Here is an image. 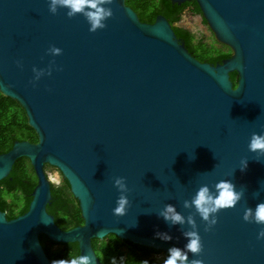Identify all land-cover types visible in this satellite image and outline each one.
I'll use <instances>...</instances> for the list:
<instances>
[{
	"label": "water",
	"instance_id": "1",
	"mask_svg": "<svg viewBox=\"0 0 264 264\" xmlns=\"http://www.w3.org/2000/svg\"><path fill=\"white\" fill-rule=\"evenodd\" d=\"M194 1L231 48L216 64L195 57L164 15L142 21L126 0L106 3L112 14L95 31L80 13L49 11V0H0V91L25 109L38 136L0 153V180L21 157L37 176L26 212L8 219L0 209V264H51L40 234L77 242L90 264H101L93 239L111 233L167 255L170 246L183 247L189 215L202 243L189 259L264 264V238L257 239L264 224L242 218L244 208L264 201V153L248 149L252 133H264V0ZM53 45L59 54L46 51ZM46 165L68 181L82 224L64 229L48 212ZM116 176L128 188L123 215L112 212ZM221 179L242 195L206 230L190 200L201 184L214 191ZM167 203L185 217L183 225L160 217Z\"/></svg>",
	"mask_w": 264,
	"mask_h": 264
},
{
	"label": "trees",
	"instance_id": "2",
	"mask_svg": "<svg viewBox=\"0 0 264 264\" xmlns=\"http://www.w3.org/2000/svg\"><path fill=\"white\" fill-rule=\"evenodd\" d=\"M126 3L137 12L142 21L154 22L157 15H164L172 24L177 37L183 40L189 51L201 61L216 64L232 54L228 46L221 49L201 40L195 42L194 34L189 29L175 25L189 6L201 14L194 0L182 4L172 0H126ZM231 79L236 86L237 72L231 73ZM24 139L37 142L38 136L28 124L25 109L17 100L3 95L0 91V153L8 151L16 140ZM28 160L26 157L19 158L10 174L0 180V209L6 212L8 219L26 212L32 199L31 193L37 183V176ZM51 193L52 198L47 210L55 216L59 226L69 229L83 223L78 200L73 196L64 177L62 185L52 184ZM40 240L51 261H67L70 257L79 255L77 242H54L44 234H40ZM93 246L101 264H160L157 256L164 254L154 248L122 240L112 233L104 239L94 238ZM125 246L126 249H123Z\"/></svg>",
	"mask_w": 264,
	"mask_h": 264
},
{
	"label": "clouds",
	"instance_id": "3",
	"mask_svg": "<svg viewBox=\"0 0 264 264\" xmlns=\"http://www.w3.org/2000/svg\"><path fill=\"white\" fill-rule=\"evenodd\" d=\"M109 2L110 0H49L48 8L53 13L56 12L58 7L65 8L67 10L66 15L69 17L80 13L88 21L89 31H95L97 28L104 27L105 18L112 14L111 8L104 6ZM46 51L57 55L61 52V49L53 45ZM33 72L35 73L33 79H38L40 71L35 66H33ZM248 149L252 152L264 153V133H252L248 141ZM246 166L247 160H243L241 171ZM48 179L53 183H59V173L50 174ZM113 184L118 189L119 195L116 198L112 212L115 215H123L129 203L128 196L126 195L128 188L125 178L116 176L113 179ZM241 195L242 191L236 189L230 180L221 179L214 184V191H210L207 184H201L191 197L190 204L201 220L206 222L205 229L207 230L217 222L216 213L221 209L235 206ZM188 206L189 201L185 200L184 207ZM159 215L171 225H183L185 223V217L171 203L165 204ZM242 218L246 221L251 220L257 224H264V201L258 202L254 208H244ZM187 223L190 225V228L182 231V235L186 238L183 247L170 246L167 249V255L164 254L166 257L163 260V264H204L202 259L188 258L189 253L197 254L201 251L202 243L200 234L196 228V222L191 215L187 217ZM154 236L165 241L172 239L171 235L167 232L157 231L154 233ZM260 238H264V228H260L257 232V239ZM51 264H90V257L88 255L72 256L67 261L61 259L59 261H52Z\"/></svg>",
	"mask_w": 264,
	"mask_h": 264
},
{
	"label": "rangeland",
	"instance_id": "4",
	"mask_svg": "<svg viewBox=\"0 0 264 264\" xmlns=\"http://www.w3.org/2000/svg\"><path fill=\"white\" fill-rule=\"evenodd\" d=\"M175 25L189 29L194 34L195 42L201 40L208 45L211 44L214 47L221 49H224L225 46H227L226 44L217 40L213 31L210 29L208 23L204 21L202 14L193 11V9L190 6L183 11L181 19L178 22H176ZM28 162L30 163V160H28ZM45 168L48 175L54 174L56 172L59 173V183L52 182L53 185L60 186L63 184V176L61 172L58 170V168L52 165H46ZM123 249H126V246L123 247ZM157 258L159 260V263L163 264L164 257L162 255H158Z\"/></svg>",
	"mask_w": 264,
	"mask_h": 264
},
{
	"label": "built area",
	"instance_id": "5",
	"mask_svg": "<svg viewBox=\"0 0 264 264\" xmlns=\"http://www.w3.org/2000/svg\"><path fill=\"white\" fill-rule=\"evenodd\" d=\"M159 255H162L163 257L165 256L164 254H159Z\"/></svg>",
	"mask_w": 264,
	"mask_h": 264
}]
</instances>
